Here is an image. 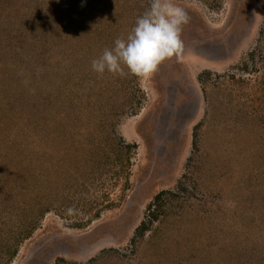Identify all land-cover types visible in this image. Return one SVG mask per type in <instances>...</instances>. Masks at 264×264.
<instances>
[{
  "label": "rangeland",
  "instance_id": "obj_1",
  "mask_svg": "<svg viewBox=\"0 0 264 264\" xmlns=\"http://www.w3.org/2000/svg\"><path fill=\"white\" fill-rule=\"evenodd\" d=\"M0 1V156L24 161L21 142L46 138L36 156L38 192L34 175L8 177L0 207L54 200L10 264H264L262 220L258 226L250 207H262L264 197V0H175L189 16L181 58L139 78V111L112 123L109 110L129 74H98L91 61L128 35L149 0L110 11L101 5L87 13L86 27L82 10L57 2ZM72 21L76 32L62 47L67 65L57 67L47 44ZM44 66L52 71L41 78ZM58 94L71 108L70 122L56 120V135L23 124L37 121L28 110L58 103ZM242 222L255 225L253 234ZM223 242L235 243L236 260L218 257Z\"/></svg>",
  "mask_w": 264,
  "mask_h": 264
},
{
  "label": "trees",
  "instance_id": "obj_2",
  "mask_svg": "<svg viewBox=\"0 0 264 264\" xmlns=\"http://www.w3.org/2000/svg\"><path fill=\"white\" fill-rule=\"evenodd\" d=\"M5 1H7V0H5ZM45 1L48 2V4H55L56 6L61 4L66 9L72 8L73 10H79V11L82 10V13H79V16H81V18L78 21L81 25H84L85 27L88 24V20L85 18L87 13L92 12V11L98 12V9H100L101 5L110 11L111 8L120 9V8H122L123 5L128 4V2H127L128 0H45ZM203 1H204V3H209L211 0H203ZM56 2L59 4H56ZM16 6H17V8H22V11H24V14L26 13L27 16L30 14V12L28 11L29 8L27 7V5L24 4V6H23L22 4H18ZM24 21L25 20H21V22H23V23H24ZM74 23H75L74 21H72V23L69 22L66 25V28L64 27L63 30L61 31V33H59V35L57 36V38H55L54 42L52 41L51 44H47V48H46L47 52H49V50H51V53L55 54V56H56L55 58L57 61H54V62H56L55 65L57 67L59 65H62V68H64L67 65V63H66L67 60L62 56V52L65 50V48H63V50H62V47L65 46V43L67 45L69 44L70 39H68V38H70V36H73V33L76 32V29L74 27ZM71 31H72V35L70 34ZM251 55H252V53H251ZM244 66L246 68L247 63L244 64ZM50 70L52 71V68H50ZM50 70L46 66H44L43 68H40L39 74L41 75V78H43L42 74H45L46 76H48L49 73L51 72ZM203 74L207 75L208 73L206 72ZM16 77L22 78V80L25 79L24 76H22V75L21 76L19 75ZM6 78H8L10 80L11 79L14 80L12 82V84L13 85L16 84L15 92H16V90L19 91V88H20L21 92L23 90L22 95H25L24 94L25 85H23V84L21 85L19 83V81H17V78H15V76H8ZM128 78H129V80L127 82L128 84L126 86L124 85L120 88V91L123 94L121 95V98H120L121 100L120 101L118 100L117 107L112 109L113 111L111 109L109 110L108 116L110 118V123L113 122L114 116H117L120 118L121 116H125V115H135L140 109V106H141L140 98L143 95L141 93V90H140L139 84H138L139 77H136L134 75L129 74ZM46 82L47 81H45V83ZM0 84H1V86H0V88H1L4 85V83L1 82ZM62 87H64V86H62ZM58 97H59V94H58ZM49 101H51V102L47 103L46 105H43L44 107L40 106V109L38 108L39 109L38 111H40V112H36L37 110L36 111L28 110V111H30V114H32L33 117L37 118V121L32 122V123H23V124L24 125L26 124L27 126H33L38 131L39 130V123H41V126L44 127L42 133L56 135L55 131L60 126V125H56V120L57 121H59V119L63 120V121L68 120V122H70V118L68 119V117L70 116L69 115V109L71 108V106L68 102L69 100L68 101L63 100L61 97H59L58 103L52 101L51 99H49ZM18 105H20V104H18ZM18 105H17V108L23 109L21 114L25 113L26 109L23 108L22 106L20 107ZM17 113H19V112L16 109L15 115L17 116V118L18 117L20 118L21 114H17ZM17 118L14 117L11 121L13 122V120H15ZM15 123H18V121H16ZM48 125H51V128L49 130H48ZM67 125H68V123L65 124V126H67ZM45 139L46 138L33 139V138L29 137V138H26L25 142H21L22 145L23 144L25 145L24 161L10 159L11 156L7 157V158L6 157L2 158L0 156V189L1 190H3V189L7 190L8 188L12 187V186H10L11 182L10 183L7 182L10 178L12 179L11 180L12 183H14L13 181H19L20 179H22V181H23V178H25V176L31 174V176L34 175L35 184L37 183L34 188H37L36 192H38L39 179H38V176L35 177V175L39 174L38 173L39 171L37 168V161H36L38 159V157H36V156L39 155L38 153L42 150V146L40 147L41 141L43 142V141H45ZM107 141H108V145H109L108 147L109 148L113 147V149L116 150L117 153L124 151V148L117 147L111 141H109V140H107ZM1 144L3 145L4 141H1ZM17 145L19 146L18 143H17ZM125 146H127L128 148L130 147V145H128V144H126ZM133 146H135V145H133ZM22 155H23V151H22ZM24 155H23V157H24ZM27 162H30V163H27ZM14 165L21 166V168H17ZM261 170H262V172H264V169H261ZM31 176H29V177H31ZM260 176H261V174L257 173V178ZM8 177H9V179H8ZM31 188H33V186ZM32 190H34V189H32ZM165 193L166 192H164V191L158 193L153 198L152 202H150L148 204L147 208L151 209L154 204H156L157 202H159L162 199V197ZM1 202H3V201H1ZM262 202H263V206L260 208L254 206L255 204L253 205V203H250V207L252 208V214L258 216L256 220H258V218H259V222L256 221L257 222L256 224H258V226L260 224V221L262 220L261 222H262L263 226L259 230V231H261L260 233H262V231L264 230V197H263ZM15 207L16 208L13 209V211H12V209H8L9 211H6V207L5 208L0 207V264H10L11 263V261L13 260V258L16 256V254L18 252V248H19L21 242H23L25 239L29 238L31 236V234L35 231V229L37 228L38 223L43 218V216L46 213L53 210L54 200H52V198L46 199V198H40V197H38L37 199L34 198V199H28V200L25 198L24 201L22 200L21 202H18ZM239 209H243V208L241 206H239ZM238 213H243L245 215L244 209H243V211L238 212ZM97 216H98V214H96L94 217H97ZM245 221H247V219H245ZM253 224H255V223H253ZM73 225H75V227L82 228L86 224L75 223ZM252 226L253 225L247 226L245 222H242V227H244L245 229L242 227H238L237 229L242 228L243 231L245 230L248 233L253 234L252 230L256 227L254 225L252 230H250V228ZM145 231H146V226L143 223L142 227H138L137 232L140 233V235H144ZM234 246H235V243H233V242H232V244L230 243L226 246H225V242H223V244H220L219 245L220 252L218 254L219 255L218 257H220L223 261H226V259H231V257L236 260L238 258V255L236 254L238 252V250H236ZM227 248H230L229 252L226 251ZM235 264H244V260L243 261H237L236 260ZM250 264H254V263L251 262Z\"/></svg>",
  "mask_w": 264,
  "mask_h": 264
},
{
  "label": "clouds",
  "instance_id": "obj_3",
  "mask_svg": "<svg viewBox=\"0 0 264 264\" xmlns=\"http://www.w3.org/2000/svg\"><path fill=\"white\" fill-rule=\"evenodd\" d=\"M188 22L187 12L175 0H149L128 35L116 38L112 48L91 61L92 70L101 75L107 71L120 77H150L164 61L181 58V33Z\"/></svg>",
  "mask_w": 264,
  "mask_h": 264
}]
</instances>
